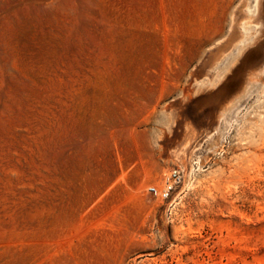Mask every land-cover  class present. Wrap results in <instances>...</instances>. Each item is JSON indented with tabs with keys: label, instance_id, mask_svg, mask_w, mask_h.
<instances>
[{
	"label": "rangeland",
	"instance_id": "374dc122",
	"mask_svg": "<svg viewBox=\"0 0 264 264\" xmlns=\"http://www.w3.org/2000/svg\"><path fill=\"white\" fill-rule=\"evenodd\" d=\"M0 264H264V0H0Z\"/></svg>",
	"mask_w": 264,
	"mask_h": 264
},
{
	"label": "built area",
	"instance_id": "2783aa9c",
	"mask_svg": "<svg viewBox=\"0 0 264 264\" xmlns=\"http://www.w3.org/2000/svg\"><path fill=\"white\" fill-rule=\"evenodd\" d=\"M183 181L182 173L179 169H174L170 175L169 181L166 183V189L158 191L155 187L148 188V193L153 196H160L163 199H167L176 185H179Z\"/></svg>",
	"mask_w": 264,
	"mask_h": 264
},
{
	"label": "crops",
	"instance_id": "0c3cea01",
	"mask_svg": "<svg viewBox=\"0 0 264 264\" xmlns=\"http://www.w3.org/2000/svg\"><path fill=\"white\" fill-rule=\"evenodd\" d=\"M138 172L141 174V177H144L146 174L144 168H141L140 170H138Z\"/></svg>",
	"mask_w": 264,
	"mask_h": 264
}]
</instances>
